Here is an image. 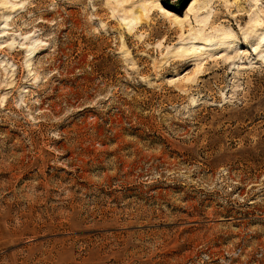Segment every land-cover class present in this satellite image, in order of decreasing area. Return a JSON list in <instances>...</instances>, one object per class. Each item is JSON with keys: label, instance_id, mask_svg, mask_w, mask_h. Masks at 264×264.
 Instances as JSON below:
<instances>
[{"label": "rangeland", "instance_id": "rangeland-1", "mask_svg": "<svg viewBox=\"0 0 264 264\" xmlns=\"http://www.w3.org/2000/svg\"><path fill=\"white\" fill-rule=\"evenodd\" d=\"M149 2L0 0V264H264V0Z\"/></svg>", "mask_w": 264, "mask_h": 264}, {"label": "bare ground", "instance_id": "bare-ground-1", "mask_svg": "<svg viewBox=\"0 0 264 264\" xmlns=\"http://www.w3.org/2000/svg\"><path fill=\"white\" fill-rule=\"evenodd\" d=\"M10 5H7L6 8H9V12H14L15 10H18L20 8V4H13L10 1L7 3ZM145 3H142V5H144ZM5 6V5H3ZM145 6V5H144ZM207 7V6H206ZM204 7L203 9L205 10ZM238 7V6H237ZM4 10V9H3ZM165 12L166 14H168V16H174L172 14V12L170 10H167L163 4L160 2V0H151V2H149V6L146 8L145 7V13H156V12ZM146 19L149 18V16H145ZM208 16H205L204 18L198 20L197 18H195V22L196 24L199 26L197 27V29H193V33L190 35V37H188L187 39H180L179 42L177 43V45H185V44H192V48H196L194 49V52H189L188 55H191L193 57H195L198 61H200V63H206L205 61H207V59H210L212 62H217V60H222L224 63H227L230 59H232V57L230 58L228 55H221L220 53L222 51H225L227 49V45H230L231 43L235 42V35L232 34V31L228 28H220V29H215L213 28V30L211 29V31L209 33H206V25H207V21H208ZM253 24V27L250 29L251 31L249 32V34L251 32L256 33L257 32V27L260 25L258 24V19L256 21H250ZM179 24V23H178ZM182 24V23H180ZM209 24V23H208ZM247 39V37H245V40ZM195 40H200L201 43L196 44L194 43ZM37 42V41H36ZM35 42V43H36ZM264 44V30H262V34L259 40V45ZM259 45H257L255 47V52L257 51V49L259 48ZM175 44L172 46L174 47ZM187 46V45H186ZM39 46H37L34 50H37ZM175 49V47H174ZM225 49V50H222ZM213 52H217L213 53ZM210 53V54H209ZM212 53V54H211ZM221 56H220V55ZM238 54L235 56L237 57ZM234 57V58H235Z\"/></svg>", "mask_w": 264, "mask_h": 264}]
</instances>
